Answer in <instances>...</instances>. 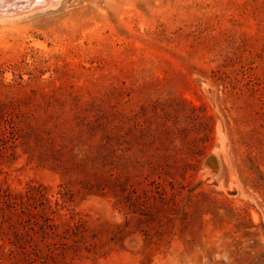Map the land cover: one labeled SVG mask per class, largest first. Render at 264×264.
<instances>
[{
	"label": "rangeland",
	"instance_id": "obj_1",
	"mask_svg": "<svg viewBox=\"0 0 264 264\" xmlns=\"http://www.w3.org/2000/svg\"><path fill=\"white\" fill-rule=\"evenodd\" d=\"M0 201V264H264V0L0 16Z\"/></svg>",
	"mask_w": 264,
	"mask_h": 264
},
{
	"label": "trees",
	"instance_id": "obj_2",
	"mask_svg": "<svg viewBox=\"0 0 264 264\" xmlns=\"http://www.w3.org/2000/svg\"><path fill=\"white\" fill-rule=\"evenodd\" d=\"M13 128V127H12ZM14 130V128L12 129ZM60 193V192H59ZM18 199L22 200L24 198L33 199L39 201L38 204L42 207L40 210V216H45L46 218H52L50 215H54L55 211L52 208L51 201L46 197L45 191L43 188L28 186L23 193H15ZM2 197L5 194L1 195ZM7 199V197L5 198ZM10 200V199H9ZM6 200L4 203H6ZM2 202V201H0ZM3 203V205H4ZM56 206L61 203L58 202V199H55ZM5 208V205H4ZM0 210L3 208L0 206ZM64 227V231L69 230V223H63L62 221L56 223L55 221L48 224V227L51 231L43 230V240L44 238H53L55 235H58L57 230L61 227ZM29 239V238H28ZM17 242L13 243V247L9 248L8 252L12 259L11 264H64L66 263L65 250L66 245L63 244L61 247H57L52 241L51 243L47 242V248L42 250L38 248L35 244H32V241L26 240L27 245L23 243L22 238H17Z\"/></svg>",
	"mask_w": 264,
	"mask_h": 264
},
{
	"label": "bare ground",
	"instance_id": "obj_3",
	"mask_svg": "<svg viewBox=\"0 0 264 264\" xmlns=\"http://www.w3.org/2000/svg\"><path fill=\"white\" fill-rule=\"evenodd\" d=\"M31 1V0H27ZM38 2L34 5L32 2L30 4L21 2L16 4L15 6H12L10 9L8 8V11H6L4 15L0 16H12V15H19V14H24L26 12H30L32 10H35L40 7H46L47 5H50L51 3L57 2L58 0H37ZM32 3V4H31Z\"/></svg>",
	"mask_w": 264,
	"mask_h": 264
},
{
	"label": "water",
	"instance_id": "obj_4",
	"mask_svg": "<svg viewBox=\"0 0 264 264\" xmlns=\"http://www.w3.org/2000/svg\"><path fill=\"white\" fill-rule=\"evenodd\" d=\"M21 2H24V3L28 2L29 4H30V2H32L35 5L38 1L37 0H31V1H27V0H0V15L7 14L5 12L8 11V8L10 9L12 6H15L16 4L21 3Z\"/></svg>",
	"mask_w": 264,
	"mask_h": 264
}]
</instances>
